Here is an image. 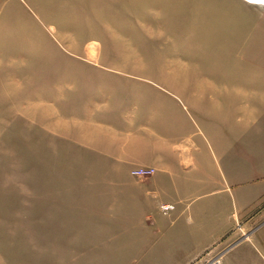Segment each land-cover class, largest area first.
I'll return each mask as SVG.
<instances>
[{
  "label": "rangeland",
  "instance_id": "rangeland-1",
  "mask_svg": "<svg viewBox=\"0 0 264 264\" xmlns=\"http://www.w3.org/2000/svg\"><path fill=\"white\" fill-rule=\"evenodd\" d=\"M255 91L264 95V2L0 0V257L136 253L158 214L126 215L124 193H136L120 178L154 172L114 166L123 140L140 132L145 150L152 130L175 123L199 145L212 97ZM260 221L190 264H264Z\"/></svg>",
  "mask_w": 264,
  "mask_h": 264
},
{
  "label": "crops",
  "instance_id": "crops-1",
  "mask_svg": "<svg viewBox=\"0 0 264 264\" xmlns=\"http://www.w3.org/2000/svg\"><path fill=\"white\" fill-rule=\"evenodd\" d=\"M252 78H248L250 87L258 85ZM200 87L209 88L210 83ZM211 99L216 104L211 123L201 119L206 128L200 146H192V138L171 123L167 129L151 131V148H138L144 135L135 131L123 140L116 155L112 153L114 166L127 173L135 168L155 169L146 179L128 176L124 182L120 178L127 192L136 193L134 198L124 193L126 215L138 214L148 222L158 214L153 228L144 226L149 239L136 253L124 245L98 246L89 257L66 262L52 256L40 264H127L130 258L150 264H190L237 226L253 224L258 231L263 224L258 219H264V95L255 91L242 98L237 92L226 101ZM242 216L248 219L241 221ZM0 264L33 263L29 258L0 257Z\"/></svg>",
  "mask_w": 264,
  "mask_h": 264
},
{
  "label": "built area",
  "instance_id": "built-area-1",
  "mask_svg": "<svg viewBox=\"0 0 264 264\" xmlns=\"http://www.w3.org/2000/svg\"><path fill=\"white\" fill-rule=\"evenodd\" d=\"M153 172H154L153 168H139V169L133 170L134 174L140 175V176L149 175V174H152Z\"/></svg>",
  "mask_w": 264,
  "mask_h": 264
},
{
  "label": "bare ground",
  "instance_id": "bare-ground-1",
  "mask_svg": "<svg viewBox=\"0 0 264 264\" xmlns=\"http://www.w3.org/2000/svg\"><path fill=\"white\" fill-rule=\"evenodd\" d=\"M248 1H251V2H264V0H248Z\"/></svg>",
  "mask_w": 264,
  "mask_h": 264
}]
</instances>
